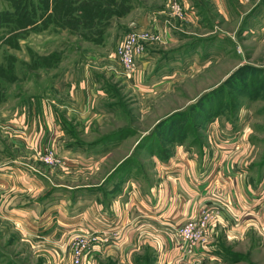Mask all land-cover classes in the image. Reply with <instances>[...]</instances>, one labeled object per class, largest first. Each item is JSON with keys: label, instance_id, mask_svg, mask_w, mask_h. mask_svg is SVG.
Returning <instances> with one entry per match:
<instances>
[{"label": "rangeland", "instance_id": "obj_1", "mask_svg": "<svg viewBox=\"0 0 264 264\" xmlns=\"http://www.w3.org/2000/svg\"><path fill=\"white\" fill-rule=\"evenodd\" d=\"M37 1L40 0H0L1 111L6 110L7 114L12 115L15 109L26 105L27 94L33 91L31 86L36 87L29 80V75H32L33 68L39 67V87L51 88L49 92L54 99L51 117L55 118L56 124L65 134L66 145L76 143L79 147L76 152L90 150L97 156L113 150L112 155L100 163L96 172L91 167L81 168L91 161L84 159V156H66L76 163L71 162L72 166L67 170L51 168L40 160V154L46 146L35 148L25 144V126L9 124L0 129V142L4 143L9 153H24L27 150L31 155L34 154L36 167L49 176L47 188L53 190L51 201L55 203L73 195H88L90 192L84 189H69L70 185L87 182H98L99 188L103 190L100 194H103L116 185L118 179L112 176L113 169L129 155L138 168H142L146 177L153 174L156 156L148 155L150 151L147 146L140 147L143 140L138 143L143 136L155 130V125L162 118L176 111H188L190 124L195 125L192 132L201 142L207 140L210 123L216 118L221 122L225 117L235 121L241 119L252 146L249 154L252 177L256 181L263 180L264 71L257 77L254 69L264 70V44L257 46L253 42L256 33L245 32L244 18L239 21V17L234 16L229 21L223 20L224 7L231 4L239 11L255 10L256 7H251L253 0L250 3L247 0H179L184 7L190 8L187 13L192 16L188 20L172 14L169 8L172 0H133V6L122 16L110 18L107 26L100 28L92 20L87 29L93 32L102 29V36L91 33V38L87 40L81 34L83 28L76 27V22L68 20L62 11L57 14V10L64 11L66 8L63 1L56 4V12L52 11L50 15L48 13L52 8L48 7L45 11L40 6L41 17L29 24V17L34 13L31 10L38 7ZM159 8L160 11L153 13L152 10ZM15 10L20 13L16 18L13 14H6ZM148 16H151L153 23H147ZM157 27L162 39L146 45L144 56L137 61L135 75L126 79L119 64L118 45L129 33L141 30L158 33ZM176 56H181V59H176ZM143 62H146L144 66ZM252 71L255 76L250 81V75L246 74ZM242 73L246 74L242 76ZM218 87L221 92L225 90L227 101L231 100V107H226L228 111L224 116L217 115L201 127L198 125L200 118L190 111V107L203 93ZM58 90L62 93L59 94ZM84 102L87 103V110ZM124 128H130V131L121 139L104 143L102 147L97 144L104 137ZM15 135L20 138L18 143L13 137ZM190 136L180 145L190 147ZM14 144L17 147H13ZM162 145L168 152L179 144ZM18 147L26 150L22 151ZM52 148L59 155V147ZM133 176L131 180L143 179L140 173ZM54 184H60V187ZM83 203L86 202L78 201L74 206L69 205L68 214L80 212L85 206ZM44 225L39 224L36 233L27 234L0 217V264H70L71 242L77 234L71 233L60 241L59 235H43L41 229ZM84 226L88 231H94L91 224L86 223ZM106 237H100L88 252L98 242L105 241ZM225 241L223 249L241 251V254L238 253L241 258L235 261H241L238 264H264L262 238L252 240L249 245L227 244ZM64 244L70 247L68 256L65 255L67 250L59 252V246ZM226 259L230 260V257L223 253V264H229ZM221 262L203 260L200 264Z\"/></svg>", "mask_w": 264, "mask_h": 264}, {"label": "crops", "instance_id": "obj_2", "mask_svg": "<svg viewBox=\"0 0 264 264\" xmlns=\"http://www.w3.org/2000/svg\"><path fill=\"white\" fill-rule=\"evenodd\" d=\"M259 1H252L251 7H256L255 10L239 11L231 4L223 8L224 21L234 16L239 17V21L245 19V32L256 33L253 42L257 46L264 44V0L260 4ZM152 11H160V8ZM146 20L151 23V16ZM176 57L181 59V56ZM38 70L39 67L33 68L29 75L36 87L31 86L33 91L27 94L26 105L15 109L12 115L0 109V129L9 124L25 126L26 145L59 147L57 152L65 158L84 156L91 161L81 168L91 167L93 172L98 171L100 163L107 160L113 150L97 156L90 150L76 152L77 145H66L65 134L51 117V103L54 102L49 92L51 88L39 87L41 74ZM84 104L87 110V103ZM240 120L225 117L221 122L216 118L210 123L202 148L177 145L167 160L155 157L153 174L137 181L129 178L115 195L100 194L98 182H87L70 185L69 189H84L90 192L88 195L78 196L79 199L73 195L55 203L51 201L53 190L47 188L49 176L36 167L34 154L20 147L26 152L9 153L1 141L0 217L27 234L36 233L37 226L47 222L41 233L59 235L60 241L71 233L88 231L84 225L91 224L101 238L107 237L85 255L84 264H200L203 260L222 261L223 264V253L228 257L231 251L223 249L224 239L227 244L240 245H249L254 239L264 240V178L256 181L252 177L249 159L252 146ZM13 137L17 143L20 141L16 135ZM15 144L13 147H17ZM90 153L93 155H87ZM54 185L60 187V184ZM90 187L96 190L88 189ZM78 201L86 202L85 206L76 214H68L69 205L74 206ZM209 203L220 210L219 221L206 243L196 246L192 254L185 253L178 244L174 227L196 216L198 209ZM59 249V252L67 250L65 255H69L70 247L64 244ZM226 261L229 264L241 262Z\"/></svg>", "mask_w": 264, "mask_h": 264}, {"label": "trees", "instance_id": "obj_3", "mask_svg": "<svg viewBox=\"0 0 264 264\" xmlns=\"http://www.w3.org/2000/svg\"><path fill=\"white\" fill-rule=\"evenodd\" d=\"M61 1L65 3L66 8L64 9V11L61 9L57 10V14L60 13L58 11H62L64 13V16L67 17L68 20L76 22V27L83 28L81 34L84 38H86V40L91 38V33H96L98 36H102V29H99L95 32L87 29L90 28L88 26L91 25L90 23L92 22V20L100 28L105 25L107 26V24H109L110 18L122 16L131 8L130 6H133V0H40L37 1L38 7L31 10L34 11V13H32V16L29 17V24H33L37 18L41 17L42 13H40L39 11L40 6L45 11L48 7H50V9L52 8L48 13L50 15V13L54 11V8H56V4ZM16 10L13 12L8 11L6 12V14H13V16H15L16 18L20 14H18ZM20 26L26 27L27 25ZM16 27L19 28V25H16ZM254 71L256 73V76L258 77L261 76V73H263L264 70L254 69ZM254 71L249 72V74L242 73V76H244L245 74L250 75V78L248 80L253 81L255 76ZM221 91L222 90L219 87L214 90H209L203 93L198 98V100L191 105L190 111H192L195 115H197V117L200 118V120L198 121V125L203 126V124H205L207 121H210L211 118H214L217 115L225 114L226 111H228L226 107H231V100L227 101L228 99L226 97L225 90L223 89V92ZM187 116H190L188 115V111H176L167 115L155 125V130L151 131L149 134L141 138L138 145L143 140L140 147L147 146V149L150 151L148 155L156 156L161 161L167 160L173 150L172 149L168 152L165 151L164 146L162 145L163 143L180 145L182 143H185V139L188 137V135H191L190 137L192 138L191 141H189V144L191 146L202 148L206 142L204 139L201 142V140H199V138L192 132V129H194L195 125L190 124L191 121ZM129 131L130 128H124L118 133L104 137L97 144L103 145L104 143L110 142L112 140L115 141L119 138L121 139L122 137L126 136L125 134ZM71 145L76 146L77 144L74 143ZM141 170L142 168H138V164L135 163V160L131 157V155L125 157L113 169L112 176H117L118 179L116 185L114 184L111 189L103 192V194L106 196L108 194H117L121 191L123 182L127 181L129 178H133L134 174L140 173V175L143 177L145 174ZM97 189L99 191H103L99 188V186L97 187ZM90 190L96 189L90 188ZM229 255L230 259L234 261H236L237 258H241L240 254L231 251L229 252Z\"/></svg>", "mask_w": 264, "mask_h": 264}, {"label": "built area", "instance_id": "obj_4", "mask_svg": "<svg viewBox=\"0 0 264 264\" xmlns=\"http://www.w3.org/2000/svg\"><path fill=\"white\" fill-rule=\"evenodd\" d=\"M170 11L175 17L187 19L192 14L187 13L186 8L179 0L170 1ZM188 20V19H187ZM158 32V27H157ZM141 30L127 34L117 48L119 64L124 77L131 79L137 69V61L144 55L145 47L149 43L159 42L162 35ZM40 160L44 165L51 168L69 169L71 162L58 155L52 147L46 146L40 154ZM264 186V185H263ZM264 189V187H263ZM220 210L215 204H204L198 209L196 216L184 220L183 223L174 227L178 244L185 253L192 254L196 246L206 243L207 237L220 218ZM71 242L72 260L70 264H84V257L90 246L101 239L96 231H85L74 236Z\"/></svg>", "mask_w": 264, "mask_h": 264}]
</instances>
